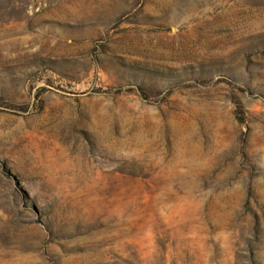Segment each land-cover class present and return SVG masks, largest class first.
Returning a JSON list of instances; mask_svg holds the SVG:
<instances>
[{"label":"rangeland","instance_id":"rangeland-1","mask_svg":"<svg viewBox=\"0 0 264 264\" xmlns=\"http://www.w3.org/2000/svg\"><path fill=\"white\" fill-rule=\"evenodd\" d=\"M0 264H264V0H0Z\"/></svg>","mask_w":264,"mask_h":264}]
</instances>
